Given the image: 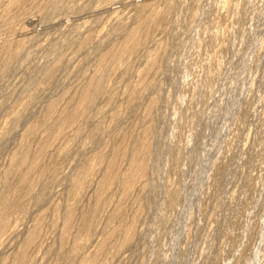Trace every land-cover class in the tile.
Instances as JSON below:
<instances>
[{"label":"rangeland","instance_id":"1","mask_svg":"<svg viewBox=\"0 0 264 264\" xmlns=\"http://www.w3.org/2000/svg\"><path fill=\"white\" fill-rule=\"evenodd\" d=\"M135 28L145 40L121 56ZM98 74L101 92L54 138ZM146 128L140 181L93 211L109 161L124 170ZM24 150L29 181L44 172L14 190L0 264H264V0H0V201Z\"/></svg>","mask_w":264,"mask_h":264},{"label":"bare ground","instance_id":"2","mask_svg":"<svg viewBox=\"0 0 264 264\" xmlns=\"http://www.w3.org/2000/svg\"><path fill=\"white\" fill-rule=\"evenodd\" d=\"M18 1L19 0H12V3H17ZM144 40H145V37H142L141 35H139L137 28L131 30L126 35L124 45L122 48L120 47L121 53L119 52V54L120 55L126 54V53L131 54V53L135 52L137 50V48L144 42ZM22 44H23L22 40H21V42H17L16 47L12 50H9V47L5 46V49L3 50L4 53H2L3 57L1 56L2 57V59H1L2 60L1 61L2 67L7 65L12 59H14L19 54L21 47H22ZM108 54L106 53V55H108ZM104 58H107V57H104ZM110 58H112V57H110ZM114 58L117 59V57H114ZM114 58H113V60H114ZM97 76H98L97 78H95L91 81H88L86 86L82 89V91H80L81 95H78V96H80V98L78 100H76V102L74 101L75 102L74 104L68 106V109H66V117H62L59 120L57 119L58 120V123H57L58 127L56 130H54L55 131L54 135H53L54 138L58 137L62 133V127L67 122L72 121V119L70 121H66V119L69 120V118H67V115L69 117H71L72 115L75 116V115H80V114L84 113L86 108L88 107V105L91 104L95 100L96 96L101 92V90H102V86H101L102 83H100L101 77H100V74H98ZM55 111H56V103L51 102L48 105V117H47V119L48 118L50 119ZM95 130H97V128ZM53 136H52V138H53ZM49 144H50V142L45 143L44 145L40 146L38 151L41 152V151L46 150V148L48 147ZM137 144H138V142H137ZM132 151L133 152L131 153L128 166L124 170H121L122 168L119 169V167H117V164H116L117 160H115L114 158L111 159V161H109L110 164L108 167H106V171L103 174L102 180L99 182V184L97 185V188H96V192H95L96 199H95V204H94L93 209H92L93 211L97 212L98 208H100V207H102L108 203L109 199H107L106 197H108V194L112 191V189H111L112 186L116 182L120 183L121 194L123 197H125L131 192L132 188H134V185L137 183V181L138 182L140 181V178L142 177V175L146 169L147 159H148V155H149V151H150L149 129L148 128H146L143 131L142 138H141L139 144ZM115 152H117V151H115ZM127 152L128 151L126 150V148H124V149L122 148V151L120 152L121 154H119V156L122 155V160L126 157ZM28 154H30V153L28 152ZM28 154L25 152V150H24V153H19V151H18V154H15L13 157H11V166H12L11 169H13L16 173H19V176L12 183L9 184V186H10L9 189H11V191H12L10 196L4 197L0 201V230H2V228L6 225L7 219H8L7 215L9 214V212L14 207H16L18 205L17 199L15 198V194H17V193L14 194V190L20 186L26 185L27 190L32 191V189H34V188H32V187H34V186H32V182L37 181L39 179V177L42 175V173L44 172V170H43L44 167L39 169V174L37 173L38 176L34 179H31V181H29L30 179H28V171L36 170V168L38 167V164L34 159L35 156L32 155V157H31ZM102 154H103V152L98 153L95 156L97 163H99L101 161ZM116 159H118V157ZM93 162H95V161L93 160ZM121 162H123V161H121ZM89 172H90L89 169L81 170V171L77 172L75 174L74 178H72V181L74 179V183H77L76 185L80 186L82 184V182L88 176ZM18 201H19V199H18ZM20 205H21V203H20ZM20 207H18V209H20ZM73 212L68 209L63 216L64 217L63 218V220H64V222H63L64 231H66V229L69 227V225L72 223V221L74 219V213ZM131 232H132V225L129 226L125 230V233H124L125 237L124 238H130ZM33 238H34L33 236H30L29 241H31ZM78 250H79V246L72 247L73 253H76ZM80 264H96V259L94 256H92V257L89 256L88 258L86 257L82 262H80Z\"/></svg>","mask_w":264,"mask_h":264}]
</instances>
